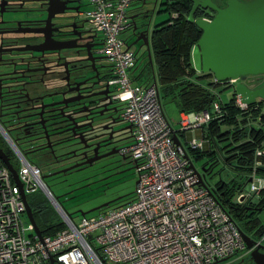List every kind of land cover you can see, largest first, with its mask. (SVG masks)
<instances>
[{
    "label": "built area",
    "instance_id": "built-area-1",
    "mask_svg": "<svg viewBox=\"0 0 264 264\" xmlns=\"http://www.w3.org/2000/svg\"><path fill=\"white\" fill-rule=\"evenodd\" d=\"M85 1L90 7L83 16L103 37L97 52L111 63L109 83L121 104L119 116L130 126L131 138L123 152L135 165L134 196L121 206L73 222L43 185L39 165L17 154L24 194L41 191L62 217L60 230L37 238L28 221L22 222L18 188L0 162V264H50L48 256L54 264H225L226 259L249 255L264 242V225L256 236L241 230L252 240L246 249L237 221L219 205L205 177L206 187L199 184V176L188 168L190 158L183 156L186 148L199 145L188 130L194 132L219 116L218 95L209 110L179 114L176 131L190 137L185 147L174 145L175 133L164 116L155 80L144 84L130 79L134 55L120 33L128 30L130 8L140 0ZM221 83L233 86L235 81ZM235 104L247 107L236 97ZM251 161L241 174L247 188L239 189L235 204L264 190V144L254 147Z\"/></svg>",
    "mask_w": 264,
    "mask_h": 264
},
{
    "label": "flooded vegetation",
    "instance_id": "flooded-vegetation-1",
    "mask_svg": "<svg viewBox=\"0 0 264 264\" xmlns=\"http://www.w3.org/2000/svg\"><path fill=\"white\" fill-rule=\"evenodd\" d=\"M56 1L62 12L46 21L49 0H0V129L27 158L41 164V176L60 178L66 198L95 196L99 174L123 179L126 165L134 167L123 152L131 130L119 116L121 104L109 84L111 67L105 60H96L102 57L97 53L101 39L91 30L85 32L87 26L80 17L83 0ZM165 1L145 0V5L135 8L131 16L136 28L132 30L131 26L124 39L125 48L134 44L135 49L141 46L145 52L137 34L142 31L148 35L152 26L137 24L135 18L147 19L152 6L153 11H163ZM175 1L173 17H184L189 22L190 12L192 20L209 21L228 2ZM44 34L68 46L36 50ZM244 83L259 87L264 76H247ZM0 148L4 152L1 139ZM127 202L116 197L102 202L107 204L94 211L98 214ZM237 223L242 231H248L241 220ZM254 229L249 232L256 236ZM260 245L264 247V242ZM258 251L264 254V249ZM229 264L253 262L245 255Z\"/></svg>",
    "mask_w": 264,
    "mask_h": 264
},
{
    "label": "trees",
    "instance_id": "trees-1",
    "mask_svg": "<svg viewBox=\"0 0 264 264\" xmlns=\"http://www.w3.org/2000/svg\"><path fill=\"white\" fill-rule=\"evenodd\" d=\"M138 3H141V0ZM162 5L163 11L171 12L174 11L177 2L166 0ZM199 36L200 30L184 17H167L153 24L150 31L149 46L151 61L154 64L151 73L153 77L150 74L143 83L155 80L161 106L168 105L172 114L176 112L177 120L180 113L209 110L211 103L217 98L214 87L222 84L212 81L209 73L196 72L191 66L190 49ZM148 64L147 60L145 67ZM234 100L233 92L226 102L219 99V116L202 127V138L208 140L206 148L201 151L186 148L189 157L197 158L201 155L209 157L202 165L207 176L212 175V169L219 166V171L228 167L233 170L234 175L241 177L251 165L254 147L264 144V112L259 102L248 105L246 109H240ZM174 133L178 134L176 130ZM4 153L11 157L8 148L4 147ZM260 169L264 170L263 167ZM242 185L228 188L227 183L219 179L213 184L212 189L215 190V194L217 192L216 199L219 205L230 214V217L236 221L241 220L247 232L255 228L254 234L258 235L262 225L258 223L257 212L264 208V198L256 203L250 201L233 203L231 197L234 190L238 192ZM262 192L264 193V190L260 193ZM32 193L26 194V197ZM133 196L122 200L130 201ZM28 205L41 235L53 234L63 227L62 222L56 224L44 222L40 208L29 203ZM64 212L72 219L70 214Z\"/></svg>",
    "mask_w": 264,
    "mask_h": 264
},
{
    "label": "water",
    "instance_id": "water-1",
    "mask_svg": "<svg viewBox=\"0 0 264 264\" xmlns=\"http://www.w3.org/2000/svg\"><path fill=\"white\" fill-rule=\"evenodd\" d=\"M145 4V0H142L141 5ZM59 8L56 0H49V5L46 9L48 13L46 21L54 14L62 12ZM153 8L154 6L150 9L151 13L153 12ZM133 17L134 16H130V19ZM188 19L200 30L198 40L190 49V62L192 68L199 73H210L212 78L217 82H223L229 79L237 81L234 83L233 89L241 104L250 105L257 99L264 101V83L256 88L244 83V79L247 76H264V0H250L247 2L228 0L227 5L222 9H218L209 21L200 18L192 20L191 12L188 14ZM131 26L132 30L136 28L132 23ZM86 31L90 30L87 28L85 32ZM137 36V39H142V44L149 58L147 35L141 31ZM67 46L68 44L66 42L54 41L48 35L44 34V40L36 50L59 49ZM96 60H106V58L104 56L96 57ZM101 67H104V65H101ZM0 136L7 141L9 147L16 155H24L13 145L10 138L1 129ZM171 138L174 145L178 147L181 146L175 134H172ZM183 156L184 158H188L185 152ZM0 162L9 172L13 184L18 188L28 223L31 225L36 237L41 238V231L35 225L17 171L1 148ZM188 168H192L196 172L199 176V184L206 187V183L203 180V177H205L203 171L205 169L202 167L200 175V173L194 169L191 162ZM46 176L47 175H42L41 179ZM136 183L137 180L134 184ZM209 192L213 194L212 191L209 190ZM52 198L58 205L56 201L57 197ZM106 204L107 203H102L86 211H78V214L83 217L87 213L96 210V208L103 207ZM59 208L65 213L60 206ZM238 231L245 243L246 249H249L252 245V240L247 237L241 229H238ZM258 248L264 249L262 245H257L250 250L249 256L253 264H264V254L260 253ZM48 260L50 264H54L51 256L48 257Z\"/></svg>",
    "mask_w": 264,
    "mask_h": 264
},
{
    "label": "rangeland",
    "instance_id": "rangeland-1",
    "mask_svg": "<svg viewBox=\"0 0 264 264\" xmlns=\"http://www.w3.org/2000/svg\"><path fill=\"white\" fill-rule=\"evenodd\" d=\"M89 7L90 6L86 3V1L83 0V4L81 6V10H83V11L80 13V17L82 19H84L83 22L86 23V26H87L86 28H88L89 30L96 33L95 28L93 26H91L89 24V22H87L86 18L83 16L84 13L86 12V9ZM169 14H170V16H169V18H170L173 16L174 13L170 12ZM167 17H168V13L161 10L158 12L157 11H153L152 13L150 12V15L147 16V19L142 18V17H136L135 19H136L137 24L149 23V25L152 26L153 24L160 22L161 20H164ZM132 19L130 21V26H129L128 30L120 33L121 37L127 38V36L130 34ZM149 30H150V27H149ZM150 31L147 35L148 44H149ZM97 35L101 39V42H103V37L101 36V34H97ZM130 49H132V50H130ZM130 49L128 48V50H130L134 55V64H133L131 71H130V79H131L132 83H135L138 81L142 82L151 73H153V69H154V64L151 61L150 46H149V54H150L149 58L147 56L146 49H145V52L142 53V47L141 46L138 49H135L134 44H132V45H130ZM107 60L108 59L106 58L105 61H107ZM147 60L149 61V64L147 65V67H145V62ZM107 63L111 67V63L108 61H107ZM148 66H149V68H148ZM210 75L211 74L209 73V77L213 81L212 75L211 76ZM111 76H112V68H111ZM111 76L109 77V81H110ZM235 82H237V81H235ZM218 83H221V82H218ZM224 84H217V86L214 87V91L217 92L218 98L220 100H222L223 102H226L228 100V98L231 96V92H233V94L237 98V96L234 92L233 86L228 85V84L224 85ZM234 102H235V100H234ZM255 102H259V104L262 107V112H264V101L257 99ZM246 106H248V105H246ZM162 110H163L164 116H166V119H168L171 128L173 130H175V129L177 130V128L179 127V124H178L179 119L177 120L176 112H175V114H172V110L168 105H162ZM177 125H178V127H177ZM205 126L206 125H203L202 127H205ZM194 132H193V130H188V132H187V133L192 134L193 139H194L193 134H195L196 137L198 136V138H196V137L195 138L200 141L198 147L193 148V149H198L199 147H201V144H203L202 145L203 148H206V146L208 145V140L202 138V135H201L202 128L195 130ZM179 133H182V132H178L177 138L179 137ZM199 135H200V139H199ZM189 136H190L189 134H186L184 137V140L187 141L189 139ZM0 139H1L4 147L8 148V150L11 152V161H12L13 167L18 169L19 168V160L17 158V155L9 147V145L5 139H3L1 136H0ZM180 141H183V138H180ZM199 150L201 151V149H199ZM215 156H217V154ZM188 157H189V155H188ZM189 158L192 162L194 169L198 173H201L200 170L202 169V165L209 159V157H205L204 155H201L197 158L190 156ZM38 165L40 166L41 164L38 163ZM126 167H127V170H126L127 175L123 179L117 178V175L107 176L105 173L99 174L98 175L99 179L96 181V195L95 196H91V195L86 196L84 194V195L78 196L76 198H66L65 194H64L65 190H66L65 185L62 182L58 181L60 178H56L54 176L43 178L42 183L50 191L52 197H57L56 201L59 204V206L61 207V209L62 210L64 209L63 211H66L67 213L70 214V216H72L71 220L78 221L80 217H79L78 213L76 212L77 210H86V209L93 207L96 204H100L104 201L112 200L116 197H122V199H124V198H129V197L133 196V194H134V183L136 181L137 175H136V172L134 170V167H132L130 164H127ZM263 167H264V165H263ZM219 169H220V167L216 166L215 168L212 169V176H210V177L206 176L205 181L210 186V188H212L213 184L215 182L219 181V179L226 182L228 185V188H231L232 186L236 187L237 185H241V184H243L242 189L245 190L247 188V182H246V179L244 177L243 178L237 177L236 175H234L233 170H230L228 167L227 168L225 167L223 170H220V171H219ZM40 170L42 171L41 168H40ZM203 172L205 173V170ZM88 193H90V192H87L86 194H88ZM236 195H237V191L234 190L233 196L231 197L232 202H234ZM262 197L264 198L263 192L260 193L259 195L253 194L250 198V202L256 203ZM26 198H27V201L30 205L37 206L40 208L44 222H48L50 224H56V223H60L62 221V217L59 214V212L55 209V207L52 205V203L44 196V194L41 191H36L35 193L28 195ZM94 214H96V211L89 212L86 214V216H92ZM257 215H258L257 218L259 221L258 223L261 225H264V208L262 210L258 211ZM22 222H23V224L27 223V219H26L25 215L22 218ZM93 243L96 245L95 241H93ZM232 261L233 262L236 261V260H234V257H232L230 259H226L224 262H225V264H229Z\"/></svg>",
    "mask_w": 264,
    "mask_h": 264
},
{
    "label": "crops",
    "instance_id": "crops-1",
    "mask_svg": "<svg viewBox=\"0 0 264 264\" xmlns=\"http://www.w3.org/2000/svg\"><path fill=\"white\" fill-rule=\"evenodd\" d=\"M141 4V3H140ZM138 5H139V3H136V4H133L132 6H131V8H130V11H129V16H131V14L133 13V11L135 10V8L136 7H138ZM162 21V20H161ZM167 121H168V119H167ZM168 123H169V121H168ZM170 125V124H169ZM176 127V126H175ZM178 127V126H177ZM195 133V132H194ZM185 135L186 134H184V133H179V137H178V139H179V141H180V138H183V141H180V143H181V145L182 146H184V145H187L186 143L189 141V139L186 141V140H184V137H185ZM193 136H194V139H195V141L196 142H198V143H200V141L198 140V139H196V138H198V136L196 137L195 136V134H193ZM190 137V136H189ZM196 137V138H195ZM199 139H200V135H199ZM203 144H201V147L200 148H203V146H202ZM185 147V146H184ZM199 148V149H200ZM203 149H205V148H203ZM202 149V150H203Z\"/></svg>",
    "mask_w": 264,
    "mask_h": 264
},
{
    "label": "clouds",
    "instance_id": "clouds-1",
    "mask_svg": "<svg viewBox=\"0 0 264 264\" xmlns=\"http://www.w3.org/2000/svg\"><path fill=\"white\" fill-rule=\"evenodd\" d=\"M141 1H142V0H141ZM130 21H131V19H130ZM235 83H236V82H235ZM233 85H234V84H233ZM175 130H176V129H175ZM175 130H174V131H175ZM175 135H176V134H175ZM176 136H177V135H176ZM177 139H178V138H177ZM178 141H179V140H178ZM179 142H180V141H179ZM180 144H181V143H180ZM199 148H200V147H199ZM199 148H198V149H199ZM200 149L202 150V148H200ZM186 154H187V152H186ZM187 156H188V155H187ZM191 163H192V162H191ZM200 174H201V173H200ZM206 176H207V175H205V179H206ZM136 180H137V179H136ZM134 186H135V184H134ZM128 202H129V201H128Z\"/></svg>",
    "mask_w": 264,
    "mask_h": 264
}]
</instances>
